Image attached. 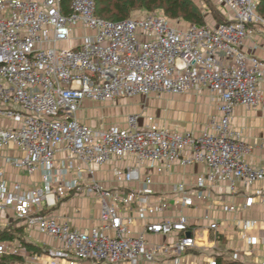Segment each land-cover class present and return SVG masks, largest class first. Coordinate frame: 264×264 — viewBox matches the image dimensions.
I'll use <instances>...</instances> for the list:
<instances>
[{
    "label": "built area",
    "instance_id": "obj_1",
    "mask_svg": "<svg viewBox=\"0 0 264 264\" xmlns=\"http://www.w3.org/2000/svg\"><path fill=\"white\" fill-rule=\"evenodd\" d=\"M216 2L227 22L181 27L157 13L108 21L93 0H0V153L13 169L41 177L28 187L10 182L0 166V226L52 237L62 244L52 257L67 264H178L196 238L186 215L164 213L205 200L219 185L233 193L239 183H264V166L246 162L253 147L232 126L236 108H264V61L244 52L264 19L258 0ZM205 90L219 115L198 135L149 115L104 127L80 116L87 104ZM114 161L132 164L113 168L115 186L107 188L97 171ZM178 162L204 171L170 193L157 191L154 177ZM81 193L100 201L99 223L88 230L50 213ZM152 236L168 240L155 244ZM7 255L27 254L0 240V260Z\"/></svg>",
    "mask_w": 264,
    "mask_h": 264
},
{
    "label": "crops",
    "instance_id": "obj_2",
    "mask_svg": "<svg viewBox=\"0 0 264 264\" xmlns=\"http://www.w3.org/2000/svg\"><path fill=\"white\" fill-rule=\"evenodd\" d=\"M215 1L213 0V2ZM244 52L249 56L264 61V28H253V33L246 43ZM261 86L264 90V83ZM184 95L192 96L193 94L186 93ZM196 95L203 98V96L211 94L205 90L201 94ZM120 101L113 104H118ZM96 106L102 105L87 104L80 114L87 124L94 127L98 126L89 123L85 117V111ZM209 106L211 105L209 104ZM215 109L213 116L219 115L217 105ZM135 114L153 116L165 127L195 135L200 134L205 127V125L202 128L201 126L192 127L190 124L181 126L171 123V118L169 117L150 115L145 112ZM124 119L115 123H123ZM109 125L112 124L106 126ZM232 126L241 131L246 142L253 147V152L246 158V162L256 167L264 166V108H236L232 118ZM5 155L6 153H0V166L5 170L7 179L10 182H18L28 187L40 184V175L31 178L25 172L13 169L6 163ZM129 164H132L131 161H114L105 165L98 169L97 179L107 188L115 186L111 170L115 167L126 168ZM203 171L204 167L202 165L183 166L178 162L170 172L159 176L154 175L155 189L162 193H170L173 184H190ZM263 195V182L256 183L251 187H246L239 183L233 193H229L225 185H219L207 192L205 200L198 201L189 208H176L164 213L163 219L178 214L186 215L189 218L190 229L196 238L195 249L188 251L178 264H264ZM231 207L234 210H229ZM50 213L58 218L59 221L68 223L74 228L88 230L99 223L100 201L94 196H86L81 193L75 197L60 201ZM247 222H256L257 224L248 226L246 225ZM213 223L218 225L217 230L210 228ZM137 224L135 231L138 233L141 232L142 227L141 222ZM17 226L15 225V227ZM23 235L28 244V246H25L27 255L26 257L10 256L11 264H67L64 260H56L52 257V252L62 248V244L59 241L42 235L37 231L28 232L23 229ZM149 240L155 244H164L168 239L162 236H152L149 237ZM172 240L171 238L169 239V241ZM28 250L30 251L28 252ZM141 264L177 263L170 259H160L154 263L145 262Z\"/></svg>",
    "mask_w": 264,
    "mask_h": 264
},
{
    "label": "rangeland",
    "instance_id": "obj_3",
    "mask_svg": "<svg viewBox=\"0 0 264 264\" xmlns=\"http://www.w3.org/2000/svg\"><path fill=\"white\" fill-rule=\"evenodd\" d=\"M144 1V0H143ZM196 4L200 7L204 18L205 25L218 24L224 15L217 7V2L213 0H194ZM144 3H148L145 0ZM215 3V4H214ZM208 9L213 8V13L210 10L204 11V7ZM149 13L163 14L161 10L149 11L142 4L138 6L131 12V16H144ZM175 23L179 24L181 27L191 26L190 24L184 23L180 19L173 20ZM193 94V93H190ZM195 95V96H194ZM211 95L198 97V95H163V94H153V96H140L131 99H123L118 104H107L102 106H96L93 109H88L85 111V117L89 123L100 126H106L108 124H113L115 122L121 121L128 115L135 113L145 112L150 115L164 116L171 118V123L179 124L181 126H186L187 124L192 125V127L201 128L206 125V123L214 115L216 104L211 100ZM209 104L211 106H209ZM8 126V124H6ZM18 225L17 223L13 224ZM20 227V226H17ZM5 226H0V233L2 238L6 239L11 243H22V247L25 248V237L24 235L14 234L11 229L6 230ZM30 250H28L29 252ZM27 253V250H26ZM18 257V256H15ZM11 259L9 255L1 259L0 264H11Z\"/></svg>",
    "mask_w": 264,
    "mask_h": 264
},
{
    "label": "trees",
    "instance_id": "obj_4",
    "mask_svg": "<svg viewBox=\"0 0 264 264\" xmlns=\"http://www.w3.org/2000/svg\"><path fill=\"white\" fill-rule=\"evenodd\" d=\"M73 0H62L63 5H68ZM96 6V15L102 19L119 22L131 17V12L142 4L149 11L161 10L163 15L171 20L180 19L184 23L194 26H204L206 21L200 7L194 0H148L144 3L143 0H93ZM213 13V8L209 9ZM257 13L264 19V0H258ZM223 14V13H222ZM221 21L218 24L227 22L225 16L220 17ZM7 228V229H6ZM5 229L17 235L23 234V227H15L14 225L7 226ZM0 240L7 241L2 238ZM23 245L22 243H18ZM25 246H28L25 243ZM10 257V256H9ZM4 259V258H3ZM1 261V260H0Z\"/></svg>",
    "mask_w": 264,
    "mask_h": 264
}]
</instances>
